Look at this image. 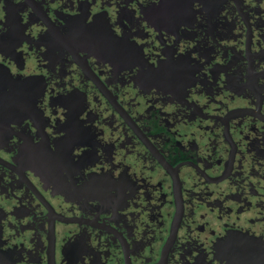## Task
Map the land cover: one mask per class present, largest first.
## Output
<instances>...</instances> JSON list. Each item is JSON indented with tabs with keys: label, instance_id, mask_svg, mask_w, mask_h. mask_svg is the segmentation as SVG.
Listing matches in <instances>:
<instances>
[{
	"label": "flooded vegetation",
	"instance_id": "obj_1",
	"mask_svg": "<svg viewBox=\"0 0 264 264\" xmlns=\"http://www.w3.org/2000/svg\"><path fill=\"white\" fill-rule=\"evenodd\" d=\"M0 264H264V0H0Z\"/></svg>",
	"mask_w": 264,
	"mask_h": 264
}]
</instances>
